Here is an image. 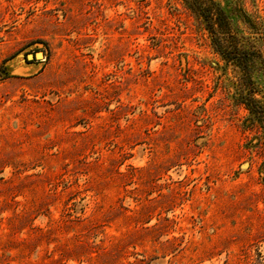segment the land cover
Returning <instances> with one entry per match:
<instances>
[{
	"label": "rangeland",
	"instance_id": "1",
	"mask_svg": "<svg viewBox=\"0 0 264 264\" xmlns=\"http://www.w3.org/2000/svg\"><path fill=\"white\" fill-rule=\"evenodd\" d=\"M239 74L186 0H0V264H264Z\"/></svg>",
	"mask_w": 264,
	"mask_h": 264
},
{
	"label": "trees",
	"instance_id": "2",
	"mask_svg": "<svg viewBox=\"0 0 264 264\" xmlns=\"http://www.w3.org/2000/svg\"><path fill=\"white\" fill-rule=\"evenodd\" d=\"M210 31L215 51L226 63L233 64L240 72L238 80L240 95L237 103L249 109L252 125L264 129V100L257 97L261 93L256 75L264 77V49L255 40L239 33L233 14L215 0H186ZM237 14L247 16L243 13ZM248 27L255 30L251 19L244 18ZM257 31V30H255ZM241 34V35H240Z\"/></svg>",
	"mask_w": 264,
	"mask_h": 264
},
{
	"label": "water",
	"instance_id": "3",
	"mask_svg": "<svg viewBox=\"0 0 264 264\" xmlns=\"http://www.w3.org/2000/svg\"><path fill=\"white\" fill-rule=\"evenodd\" d=\"M35 57V55L34 54H28V58L30 59V58H34Z\"/></svg>",
	"mask_w": 264,
	"mask_h": 264
}]
</instances>
